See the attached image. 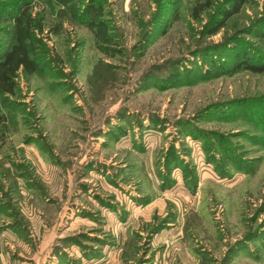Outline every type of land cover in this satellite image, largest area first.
Instances as JSON below:
<instances>
[{
    "label": "rangeland",
    "instance_id": "obj_1",
    "mask_svg": "<svg viewBox=\"0 0 264 264\" xmlns=\"http://www.w3.org/2000/svg\"><path fill=\"white\" fill-rule=\"evenodd\" d=\"M219 1L30 2L47 67L0 95V264H264V74L212 64L264 52V0L207 35Z\"/></svg>",
    "mask_w": 264,
    "mask_h": 264
},
{
    "label": "trees",
    "instance_id": "obj_2",
    "mask_svg": "<svg viewBox=\"0 0 264 264\" xmlns=\"http://www.w3.org/2000/svg\"><path fill=\"white\" fill-rule=\"evenodd\" d=\"M32 0H12L8 3H0V23H4L3 40L0 42V95L14 94L18 73L26 75L41 74L46 70V60L43 56L44 45L36 37L35 30L43 31L42 15L31 14L30 2ZM250 0H220L219 15L212 16L208 22L206 34L216 33L224 27L234 16L238 15L242 8ZM209 3H199L192 7V12L197 14L205 9ZM99 6H91L85 12L86 25L101 41L108 42L109 37L103 21L98 20ZM83 15V16H84ZM246 32L255 39V42L264 44V14L247 26ZM223 64L212 62L218 69L217 77L232 76L241 71L255 74H264V52L245 40H239ZM4 114L0 107V123Z\"/></svg>",
    "mask_w": 264,
    "mask_h": 264
}]
</instances>
